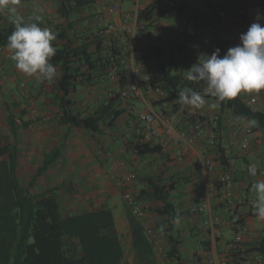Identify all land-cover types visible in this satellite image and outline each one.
Returning <instances> with one entry per match:
<instances>
[{"label":"crops","instance_id":"0c3cea01","mask_svg":"<svg viewBox=\"0 0 264 264\" xmlns=\"http://www.w3.org/2000/svg\"><path fill=\"white\" fill-rule=\"evenodd\" d=\"M123 1L124 13H129L133 2L132 0ZM151 1L142 0L141 6H153ZM168 1L172 5L171 1ZM202 1L216 10L221 7L223 0ZM243 1L247 0H233L237 13H241ZM108 4L109 0H98L92 6L82 8L79 13L73 14L69 21L61 16L57 0H20L15 7L17 14L23 16L27 22H36L35 17L40 16V26L50 29L56 36L55 41L59 32L72 21L73 26L69 29V35L76 37L80 42L94 33L96 13L105 10ZM257 10L255 14L252 12L250 14V9H245V13L240 15L243 19L248 15L247 21L250 23L257 22L259 17V22L264 26V16L258 8ZM2 11L4 12L2 23L13 25V15L7 10ZM112 18L117 22L127 21L126 14ZM194 20L198 24L194 16L186 21L193 22ZM209 21L210 19L204 21L202 25H197V36L194 39V47L197 50L204 39V29ZM181 29L176 28L174 33L179 35L182 32L179 31ZM226 36L228 38L226 41L234 40L232 27L227 30ZM154 39L152 34H147L143 44L144 51L149 50ZM157 42H161L164 47L169 44L165 40ZM211 53L209 51L207 55ZM220 55L221 57L224 55L222 49H220ZM0 64V145H8L12 150H17L18 168L23 164L22 152H27L29 166L35 167L36 173L38 167L44 163V159L51 158L50 154L57 151L56 160L38 177L32 190L35 193L54 190L60 203L61 213L65 217L99 211L103 208L110 210L122 243L121 233L124 229H128V264H133L134 258L127 218V214L131 212L123 199L125 186L120 185L119 182L122 173L126 171L135 172L138 176L137 180L128 185V189L136 193L149 187L146 178L162 183L175 182L178 185L173 199L178 210L183 213L182 218L177 222V227L182 234L183 264H200L198 255L203 258L204 264H208L205 259L208 252L202 250V247L208 248L210 254L218 253L229 257L231 241L241 229L239 226L228 224L230 214L223 208L217 196L207 199L210 206L200 210L201 194L206 188V183L198 163L204 158H216L215 149L218 142H221L227 153L233 157L234 153H237V139L234 136V129L237 126L254 128L251 147L244 152H238V170L235 173L234 206L243 218L241 222L245 227L242 231L243 243L255 246L264 235V220L254 215L246 196L248 181L264 179V133L261 129H255V123L234 119L230 111L225 109L223 119L226 125L220 137L215 140L214 137L212 138V129L206 128L204 136L196 139L193 145L180 146L166 133L164 123L165 120L172 119L179 130L185 129L191 117L190 108L174 111L169 103H164L162 106L154 105L152 96L133 95L128 101L117 97L118 101L114 108L120 110L118 116L114 117L112 123L109 125L103 123L102 127L94 132L67 124L60 119L59 93L56 90L57 67V76L52 82H41L35 77H28L21 73L15 67V62L11 59L7 48L0 52ZM93 75L95 78L79 83L77 90L70 95L74 114L81 116L93 114L102 104H108L114 98L109 92L120 85V79H112L108 71L104 74L96 71ZM245 96L244 99L249 97ZM209 102L210 105L218 107L221 112L218 101L210 99ZM259 103L264 108V91L261 93ZM148 109L159 113L156 125L162 137V141L158 144L162 147V151L159 154L140 156L135 148L142 130L137 114ZM3 159L8 161V156H4ZM243 163L247 164V168H243ZM253 165L258 169L256 177L245 172ZM219 170L221 167H218ZM30 172L27 182L35 173L33 170ZM215 176L216 174L209 180L212 181ZM198 194L199 201L197 202L195 196ZM214 216L220 217L216 227L222 230V236L216 241L211 234V223ZM156 220L157 217L154 215L146 217L148 224L152 222L155 225ZM163 241L165 243L164 238ZM190 246L192 250L183 254L185 248ZM259 258L262 257L247 256V260L242 264H257ZM155 259L157 264H178L166 263L164 257L160 258L157 254ZM125 263L124 257L122 264Z\"/></svg>","mask_w":264,"mask_h":264},{"label":"trees","instance_id":"16d2710c","mask_svg":"<svg viewBox=\"0 0 264 264\" xmlns=\"http://www.w3.org/2000/svg\"><path fill=\"white\" fill-rule=\"evenodd\" d=\"M59 12L67 21L80 9L92 6L94 0H57ZM171 10L180 14L188 8L186 0H170ZM210 6V4H209ZM256 7L264 16V0H257ZM211 10L215 12L213 6ZM155 6L142 7L139 11V21L145 27L154 26ZM248 15L244 21H247ZM0 16V47L7 48V37L14 28L12 24L2 23ZM72 22V21H71ZM69 22L57 35L53 42L56 55L51 63L58 68L56 90L59 93L58 106L60 119L67 124L80 128L98 131L102 124L109 125L117 117L120 110L114 106L117 97L108 104H102L93 114L81 116L74 114L73 101L70 95L77 90L79 83L91 81L94 73H106L109 69L108 52L102 44V39L95 33L78 41L69 35L73 24ZM195 20L188 23V28L168 41L164 47L161 42L154 40L145 53V58L154 63L152 83L164 91V96L154 100V105L162 106L169 103L174 111L181 108L177 104V92L181 87L191 86L198 91L206 87L204 83L192 84L184 79V70L196 63L192 60L195 49L194 39L197 36ZM153 32L148 31V34ZM229 42L223 40L219 44L225 54ZM206 98L218 101L221 112L228 109L232 117L237 120L248 121L256 124L255 129L264 133V108L260 112H253L244 97L239 94L236 98L217 100L215 97ZM254 129V128H253ZM216 140L220 137L221 130H215ZM219 133V134H217ZM217 156L221 168L228 166V160L234 158L227 153L221 142L216 143ZM140 156L159 154L162 147L158 144H142L140 139L135 146ZM17 150H12L8 145H0V264H122L124 258V245L117 234L114 217L110 210L101 209L83 214L63 216L58 197L54 190L35 193L32 191L38 177L46 171L56 159L57 151L46 157L38 172L34 173L26 185L20 184L18 179ZM8 156V161L3 159ZM238 167V164H237ZM248 174V169L245 170ZM148 188L141 189L137 194L147 215L157 217L155 229L162 233L165 239L166 263L183 264L182 260V234L177 227V222L183 213L173 199V194L178 188L175 182L162 183L158 180L146 178ZM149 179V180H148ZM195 196V201H199ZM131 212V211H130ZM131 231V245L133 251V264H157L156 249L153 239L140 219L131 213L127 214ZM146 221V220H145ZM243 222V218L239 223ZM163 227V231L161 228ZM243 245L231 247L229 257L233 264H242L247 256L255 255L264 258V235L256 242L255 246ZM198 261L203 263V258L198 255Z\"/></svg>","mask_w":264,"mask_h":264},{"label":"built area","instance_id":"2783aa9c","mask_svg":"<svg viewBox=\"0 0 264 264\" xmlns=\"http://www.w3.org/2000/svg\"><path fill=\"white\" fill-rule=\"evenodd\" d=\"M94 1L96 3L98 0ZM141 1L132 0L133 7L131 11L124 13L123 0H109V4L105 10L96 13V28L94 33L102 39V44L108 52L110 62L108 74L114 80L120 79V85L113 91H110L109 94L123 101H128L133 95L154 96L156 100L164 96V91L161 87L152 83L150 64L145 58L143 44L148 33L145 23L139 21V11L142 8ZM161 8L162 10L169 9L168 6H163V4ZM244 13L245 9L243 8L241 9V13H237L233 0H223L221 7L215 10L207 24L208 31L204 34L200 48L193 54V60L197 62L198 57L207 55L209 51L213 52L219 48L220 42L228 39L226 32L230 27L233 28L236 39L229 40L228 48L238 45L240 43V35L246 32L252 24L245 22L241 17L240 14ZM121 14H126L127 21L117 22L112 18ZM0 16H4L2 10H0ZM3 49V47H0V52ZM9 54L12 56L10 50ZM261 93L262 91L259 93H241L243 97L245 95L249 96L245 100L253 112L262 111L259 103ZM189 111L191 117L185 129L179 130L172 119L165 120L166 133L173 138L176 144L180 146L183 144L193 145L196 139L204 136L206 128L212 129V138L215 137V130L224 131L226 124L222 113L207 114L204 109L196 110L191 108ZM158 117L159 113L153 109H148L137 114L142 129L140 137L142 144H159L162 141L159 128L156 125ZM253 135L254 129L250 126L235 127L234 136L237 139V152H244L251 147ZM198 167L206 183V188L201 194L202 204L200 210L210 206L207 199H211L214 196L219 197L223 208L230 214L228 224L239 226L241 229L231 242V247L236 246L243 250L242 231L245 230V227L242 223H239L241 216L234 206L236 192L235 173L238 170L235 159L230 158L228 166L225 169L221 168L219 171L220 162L211 157L201 159ZM214 174L216 176L212 181L209 180ZM137 178L138 176L135 172L126 171L122 173L119 182L120 185L125 186L123 197L132 214L142 220H146L147 214L143 211L136 192L128 189V185L132 184ZM255 181L256 179H251L246 186L247 201L251 208L255 202V192L252 188ZM145 220L142 223L147 228L150 237L155 241L154 243H157L158 238L154 230ZM219 220V216L212 217L211 234L215 241L222 236V230L216 227V223ZM207 263L233 264L229 257L218 253L210 254L207 257ZM257 264H264V260L259 258Z\"/></svg>","mask_w":264,"mask_h":264},{"label":"clouds","instance_id":"9594fccd","mask_svg":"<svg viewBox=\"0 0 264 264\" xmlns=\"http://www.w3.org/2000/svg\"><path fill=\"white\" fill-rule=\"evenodd\" d=\"M20 0H0V10L13 15V30L7 37V48L12 52L11 59L15 67L28 77L41 82H52L57 76L56 67L51 59L57 49L53 45L55 34L40 26V16L36 22H27L17 14L15 5ZM184 79L192 84L204 83L203 91L194 87H181L177 92V104L181 109H204L210 105L207 96L217 100L236 98L241 93H259L264 91V26L253 22L246 32L240 35V43L227 49L221 57L217 48L210 55L197 58V62L184 70ZM249 175L256 177L258 169L253 165ZM255 202L254 215L264 220V179H258L252 185ZM163 231V227L161 228Z\"/></svg>","mask_w":264,"mask_h":264},{"label":"rangeland","instance_id":"374dc122","mask_svg":"<svg viewBox=\"0 0 264 264\" xmlns=\"http://www.w3.org/2000/svg\"><path fill=\"white\" fill-rule=\"evenodd\" d=\"M255 2H256V0H247V1H243L241 3V5H242L243 9H250V11H249L250 14H252V13L255 14L258 11L256 6H255ZM151 3H153L155 6V12H156L155 13V21H154L155 24L151 28H148V29L146 28V31L148 33V31L150 29V31L153 32L152 35L155 37V39H154L155 41L156 40H158V41L165 40L166 42L170 41L172 38H174L175 36L178 35V34L174 33L176 28H182L179 31H183L184 30L183 28H185V29L188 28L189 22L186 20H189L190 18H192V16L196 17L198 24L202 25L204 23V21L211 19L212 15H213L211 8L207 4L203 3L202 0H200L199 2L196 0H194V1L187 0L188 8L185 9L184 11H182L180 14H175L176 12L171 10L172 5L169 3L168 0H152ZM162 4H163V6H169V9L162 10V8H161ZM200 15L202 17H199ZM182 21H184V22H182ZM207 31H208V27H206L204 29V34H206ZM233 38L235 40L236 36L234 35ZM144 41H145V39H144ZM196 51H197V48H195L193 53H192V60H193V54ZM194 62L195 61H193V63ZM149 64H150L151 73L153 74L154 69H155L154 63L149 61ZM28 87H30L29 84H28ZM152 99L156 100L154 96H152ZM206 99L208 101L210 100V98H206ZM204 110L207 114H215V113L219 112V109L216 106H214V107L206 106L204 108ZM22 154L24 156L23 160H22L23 164H21V166H19L17 175H18V179H19L20 184L22 183L23 185H26L28 177L30 176V173H31L30 171L33 170V172H35L36 168L35 167L31 168V166H29L30 162H28V159H27V157H28L27 152H22ZM238 154H239L238 152L234 153V157L236 158V160L239 157ZM242 166H243V168H247L246 163H243ZM123 199H124V197H123ZM149 226L154 230V233L156 234V236L158 238V242L155 243L156 254L160 258H163L165 255L163 235L161 232H159L158 230L155 229V225H153L152 222H150ZM121 237L123 239V245H124V257H125V261H126L125 264H128V229L127 228L123 230V232L121 233ZM191 250H192L191 246L187 247V248H185V252H183V254L184 253L186 254L187 251H191ZM202 250H204L205 252H208L207 255H205V259L207 260V257L209 256V254L211 252L209 251L208 248L204 249V247H202Z\"/></svg>","mask_w":264,"mask_h":264}]
</instances>
